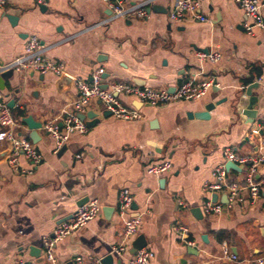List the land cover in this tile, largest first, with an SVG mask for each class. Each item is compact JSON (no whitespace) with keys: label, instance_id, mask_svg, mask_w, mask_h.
Masks as SVG:
<instances>
[{"label":"crops","instance_id":"crops-1","mask_svg":"<svg viewBox=\"0 0 264 264\" xmlns=\"http://www.w3.org/2000/svg\"><path fill=\"white\" fill-rule=\"evenodd\" d=\"M174 1L154 0L149 9L158 6L160 11H150L148 19L110 20L100 0H45L41 6L34 0H4L0 60L10 62L23 54L34 36L46 58L63 64L64 74L11 72L0 90L7 107L13 101L8 108L18 123L16 134L30 141L42 158L33 166L20 156L19 167L31 174L14 171L8 165L9 145L0 142V264L17 259L48 264L42 238L70 218L79 203L92 199L100 203L101 214L56 244L60 264H78L77 256L83 258L80 264L106 256L112 264H127L131 244L139 237L153 253L149 264H232L223 258L225 247L240 260L264 257V185L254 204L244 192L241 205L223 207L217 215L202 212V204L213 201L202 186L213 182L212 171L224 163L225 149L264 154V30L246 34L244 14L234 0H199L207 21L170 22ZM258 1L264 19V0ZM197 53H218L220 59L201 61ZM97 68L108 75L105 84L116 81L167 91L186 80L211 79L215 85L201 99L164 106L121 96V102L141 116L135 121L116 119L92 102L83 115L96 119L82 121L89 124L85 134H72L55 152L41 127L33 143L22 119L31 117L41 126L60 122L78 98L74 82L90 81ZM253 83L257 87L249 101L239 103ZM208 104L215 106L207 119L192 117ZM253 111L250 123L244 112ZM163 161L170 162L169 171L147 173L148 166ZM243 176L242 170L228 171L231 181H242ZM256 180L264 182V165ZM124 189L133 198L126 215L119 212ZM132 215L141 216L138 233L127 252L117 255L113 248L122 241L124 220ZM175 222L186 228L184 236L171 231Z\"/></svg>","mask_w":264,"mask_h":264},{"label":"built area","instance_id":"built-area-1","mask_svg":"<svg viewBox=\"0 0 264 264\" xmlns=\"http://www.w3.org/2000/svg\"><path fill=\"white\" fill-rule=\"evenodd\" d=\"M36 5L41 6L45 0H34ZM110 11V20L116 19H148L150 5L154 0H146L139 4H129L128 0H100ZM235 4L244 14L245 20L242 24L244 32L252 35L254 30H264V19L261 12V3L258 0H234ZM4 5V0H0V7ZM191 18L197 22L207 21L200 13L199 0H175L168 12L170 22H181ZM45 49L40 40L34 36L28 38L23 54L10 62L0 60V75L8 72L35 73L39 75L53 74L61 77L64 74V66L60 62H53L45 57ZM196 57L201 61L217 63L220 59L218 53H197ZM103 70L95 69L90 81L76 80L74 86L78 93V98L71 103V112L60 122L48 121L42 126L54 142V151L60 149L72 134H85L86 125L78 118V114H83L92 102L101 104L113 117L122 121L140 120L141 116L133 108L126 107L120 100L121 96L135 99L139 103L150 106H164L178 101H194L204 97L206 92L214 86L211 79L200 81L186 80L180 84L172 93L165 89L140 88L123 82H110L103 85ZM18 123L11 114V110L6 106L3 95L0 93V142L9 145L8 165L22 174H31L30 171L19 167L18 158L22 156L33 166H38L42 162L41 156L36 151L34 145L27 139L16 134L15 129ZM257 133V131H254ZM224 163L215 167L212 171L213 182H205L202 191L206 194L216 195L217 198L225 196L226 203L208 200L202 204V212L206 216L217 215L223 207L231 209L244 202L243 193L247 194L250 204L256 203L260 198L264 182L256 180V175L261 166L264 165V154L240 155L231 149L223 151ZM232 162L243 171L242 181H231L225 163ZM171 168L169 161L155 163L147 167L146 171L150 175H161ZM133 204V198L126 189L119 194V212L122 215L128 214ZM102 207L98 200L92 199L84 205L78 207L70 218L60 223L51 234L42 238L43 257L48 264H60L54 254L56 244L64 240L74 232L86 227L87 224L101 214ZM141 224V216L132 215L124 220V231L122 241L114 246L113 252L123 255L127 252L128 242L134 238ZM171 231L181 237L186 234V228L175 222L171 226ZM188 245H191L188 243ZM153 258V253L142 248L129 257L127 264H149ZM223 258L232 264H264V257L250 260H240L237 256L228 252L224 248ZM102 259H92L89 264H101ZM82 256H77L75 262L80 264ZM14 264H30L29 262L17 259ZM182 264V263H180Z\"/></svg>","mask_w":264,"mask_h":264},{"label":"water","instance_id":"water-1","mask_svg":"<svg viewBox=\"0 0 264 264\" xmlns=\"http://www.w3.org/2000/svg\"><path fill=\"white\" fill-rule=\"evenodd\" d=\"M149 11H153V12H158L160 11V9L158 8V6H152L151 9H149ZM11 19V18H10ZM11 74V72H8L6 74H3V75H0V90H3L4 88V81L6 79H8V76ZM108 77L107 74H103L102 75V79H106ZM62 78H67V76H63ZM214 85H215V82H214ZM257 87V84L256 83H253V84H250L249 86L246 87L245 91L243 92V95H242V98L239 99V103H245L246 99H248L246 102L249 101V97H250V94H251V90L256 88ZM102 88H106V84L103 83L102 85ZM168 92L172 93L173 90H169ZM221 102H217L216 105H219ZM214 106L215 104H208L205 106L204 108V112H200V113H197V114H193L192 117L194 118H197V119H207L208 118V113L214 109ZM8 107L9 108H12L13 107V101H11L9 104H8ZM246 108L247 109H250V107L247 106L246 104ZM246 114V116L250 119V123H252L253 119H254V116H255V112H244ZM109 114V112H108ZM89 117V114L88 115H83V114H78V118L81 120V121H85V118ZM92 121H94L95 116L91 117L90 118ZM95 121H98V120H95ZM22 122L27 126V129L30 131V139L33 143L36 142V138L38 137V130L41 129V124L40 123H36L32 120L31 117H26V118H23L22 119ZM94 123V122H92ZM96 123V122H95ZM86 125L88 126L89 124L86 123ZM225 169L227 171L229 170H233V171H237V172H240L242 169L239 168L238 166H236L235 164H233L232 162H226L225 163ZM217 198L216 195H213L212 196V200L215 201ZM223 200L222 202L225 204L226 203V198L225 196H222ZM87 200H85L86 202ZM84 204V202H81L79 203L77 206L80 207ZM198 211V210H197ZM199 215H200V212H197ZM145 242L143 240L142 237H139L137 238L132 244H131V255L135 254L136 251L142 249L145 247ZM101 264H112V258L111 256H106L104 257L102 260H101Z\"/></svg>","mask_w":264,"mask_h":264}]
</instances>
